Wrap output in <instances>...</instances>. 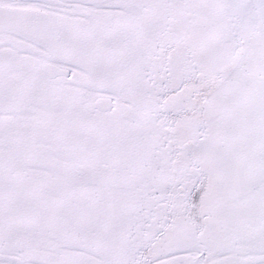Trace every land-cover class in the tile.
I'll use <instances>...</instances> for the list:
<instances>
[{"label":"snow or ice","instance_id":"1","mask_svg":"<svg viewBox=\"0 0 264 264\" xmlns=\"http://www.w3.org/2000/svg\"><path fill=\"white\" fill-rule=\"evenodd\" d=\"M0 264H264V0H0Z\"/></svg>","mask_w":264,"mask_h":264}]
</instances>
